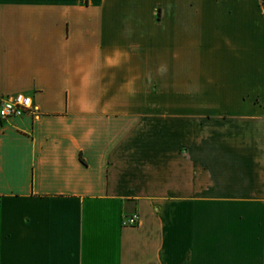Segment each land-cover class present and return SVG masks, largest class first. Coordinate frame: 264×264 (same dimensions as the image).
I'll list each match as a JSON object with an SVG mask.
<instances>
[{
    "label": "crops",
    "instance_id": "obj_1",
    "mask_svg": "<svg viewBox=\"0 0 264 264\" xmlns=\"http://www.w3.org/2000/svg\"><path fill=\"white\" fill-rule=\"evenodd\" d=\"M14 94L0 264H264L260 0H0Z\"/></svg>",
    "mask_w": 264,
    "mask_h": 264
},
{
    "label": "built area",
    "instance_id": "obj_2",
    "mask_svg": "<svg viewBox=\"0 0 264 264\" xmlns=\"http://www.w3.org/2000/svg\"><path fill=\"white\" fill-rule=\"evenodd\" d=\"M33 111L32 98L25 94H14L0 98V121L20 117ZM138 223V216L132 215L123 218L122 226H135Z\"/></svg>",
    "mask_w": 264,
    "mask_h": 264
},
{
    "label": "trees",
    "instance_id": "obj_3",
    "mask_svg": "<svg viewBox=\"0 0 264 264\" xmlns=\"http://www.w3.org/2000/svg\"><path fill=\"white\" fill-rule=\"evenodd\" d=\"M260 2H261V5H262L263 8H264V0H260Z\"/></svg>",
    "mask_w": 264,
    "mask_h": 264
}]
</instances>
